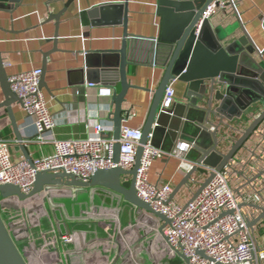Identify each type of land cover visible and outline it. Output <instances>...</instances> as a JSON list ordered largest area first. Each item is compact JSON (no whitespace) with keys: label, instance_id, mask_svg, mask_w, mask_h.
Instances as JSON below:
<instances>
[{"label":"crops","instance_id":"1","mask_svg":"<svg viewBox=\"0 0 264 264\" xmlns=\"http://www.w3.org/2000/svg\"><path fill=\"white\" fill-rule=\"evenodd\" d=\"M19 1V4L6 1L4 4L11 13H0V52L4 59V68L8 79L12 75L33 69L44 70L47 88H43L42 91L56 122L52 138L61 141L87 138L91 134L89 127L94 124L105 127L106 135L112 133L110 113L113 109V90L110 88L115 86L118 91L121 90L117 67L120 61L116 55L123 47L125 34V27L122 25L125 12L118 7L127 4L129 34L127 78L133 88L128 90L124 104V109L128 111L127 116H130L125 125L142 130L149 116L153 93L158 88L164 72L161 55L163 48L160 46L164 25L163 16L159 14L157 7L158 0ZM234 5L235 8L218 11L210 22L213 28L220 29L223 34L234 33L235 38L243 36L242 26H244L256 45L257 50L253 57L264 68V0H235ZM110 52L114 54L107 60L109 65V73L105 77L107 81L92 88L87 87L89 85L85 77L87 58L91 62L98 63L99 54H110ZM174 89L176 104L172 108L181 103L186 104L184 94L186 84L177 81ZM261 111V108L257 107L253 112L254 116ZM211 120L215 125L219 121L213 118ZM250 123L251 119H245L234 121L231 125L242 131ZM196 127L194 123L187 126L186 139L195 140L196 143L208 147L211 143L210 137L206 135L200 137L198 135L200 130ZM202 128L210 129L207 125ZM0 133L11 143L12 157L16 161L25 159L21 145L25 147L32 160L55 153L53 144L37 141L34 122L27 116L17 99L6 105L1 81ZM17 134L23 139L22 143L18 142ZM221 136L230 141L239 137L235 131L225 129H222ZM263 136L264 122L245 144L247 148L237 154L235 162L233 161L234 169L243 172V166L251 158L249 151L256 150L258 154L263 152ZM183 142L178 140L170 151L176 150ZM259 145L261 149H258ZM197 157L198 153L194 150L186 154L189 164L194 163ZM152 165L149 180L153 183H171L174 190L183 183L187 174L185 169H180V160L175 158L157 160ZM257 168L263 169L264 164L259 163ZM251 170L249 169L248 176L255 174V171L251 172ZM193 179L201 183L197 185L190 182L189 185L184 186L174 197L175 202L183 205L190 201L205 182L206 176L196 173ZM230 181L243 212L249 215L252 221L257 213L248 205L253 202L263 205V202L254 195L251 188L246 187L247 183L243 176L232 174ZM263 185L264 177L257 183L258 189ZM97 190L99 188L89 191L97 193ZM131 207L140 216H146L136 207ZM49 222L57 224V219L52 213ZM68 225L70 226L68 229L72 230L73 226L70 223ZM49 226L44 224L42 227L45 235L49 231ZM101 232L98 224L93 227L86 225V242H78L70 246L60 244L58 255L64 258L65 264H119L118 253L111 252L109 247L104 245L103 239L98 237L101 236ZM251 232L255 234L260 250L264 251V223L256 225ZM42 247L43 245L33 248L40 254ZM161 248L163 245L159 250ZM161 254L166 264L174 263L169 254Z\"/></svg>","mask_w":264,"mask_h":264},{"label":"water","instance_id":"2","mask_svg":"<svg viewBox=\"0 0 264 264\" xmlns=\"http://www.w3.org/2000/svg\"><path fill=\"white\" fill-rule=\"evenodd\" d=\"M10 1L19 4V0H0V13H11L4 3ZM213 0H158L159 14L163 16V32L160 39L162 50L163 78L154 91L152 105L149 111L146 124L143 127V137L138 147L135 167L125 171L121 167L110 170H98L90 179L89 183L77 182L72 175L67 173H40L36 176L33 190L24 194L21 189L14 185L0 186L2 198L16 197L20 201H26L39 195L46 194L50 190H87L99 188L114 194L128 205L136 207L139 212L153 213L149 204H146L137 197L135 178L139 169L144 146L153 134V144L163 151H170L177 141L187 138V126L194 123L199 129L201 136H209L211 143L208 147L196 143L194 151L198 153L195 163L203 165L194 167L183 179L173 192L172 198L183 189L184 186L193 182L196 173L206 176L199 191L192 197V201L201 194L214 177L213 172L231 167L235 162L237 154L246 149V143L258 131L259 126L264 122V68L261 67L253 57L256 45L251 40L244 26H242L241 38H235L234 33L225 32L213 28L210 20H202L205 11ZM125 14L122 25L125 27L123 47L117 52L119 58V78L121 90L115 86L113 93V109L110 120L112 121V133L104 134L105 139L114 140V162L120 160L121 148L118 141L121 138V128L128 117V111L124 109L126 95L130 88H133L127 78V37L128 34V8L127 4L119 6ZM57 19V17L55 18ZM201 25V27H200ZM200 27V28H199ZM113 52L101 53L97 56L98 63L86 60L85 77L88 84L99 85L107 81L105 78L109 71L108 58ZM177 80L186 84V104L161 110L164 91L171 81ZM0 81L6 100V105L15 99L22 105L21 100L11 91L8 75L4 68V59L0 52ZM47 88L45 73L42 70L41 89ZM110 91V90H109ZM257 107L261 113L254 116ZM127 116V117H126ZM219 120L215 125L211 119ZM251 119V123L245 130L233 128L234 121ZM207 125L213 128L210 132L204 127ZM199 126V127H198ZM222 129L233 130L239 137L228 141V138L221 136ZM19 143L23 139L16 135ZM262 136V135H261ZM264 137V136H263ZM264 139V138H263ZM168 144V145H166ZM228 144V145H227ZM25 159L32 163V159L25 147L20 146ZM261 145L258 149H261ZM224 150L226 152H224ZM251 158L243 166V172L234 169L246 180V187L251 188L254 195L259 197L263 205L253 202L248 207L257 214L253 220L248 221V227H254L264 223V185L258 189L257 183L264 177V168L258 169L259 163L264 164V149L261 154L257 151H249ZM256 166V167H255ZM249 169L255 174L248 176ZM125 178H130L126 181ZM242 207V206H241ZM165 224L169 223L167 217L156 214ZM204 256V252L200 253ZM0 264H28L18 248L14 235L10 232L0 212Z\"/></svg>","mask_w":264,"mask_h":264},{"label":"built area","instance_id":"3","mask_svg":"<svg viewBox=\"0 0 264 264\" xmlns=\"http://www.w3.org/2000/svg\"><path fill=\"white\" fill-rule=\"evenodd\" d=\"M234 4L235 0H213L202 20H210L220 10L235 8ZM41 78L42 70L33 69L12 75L8 81L11 91L21 100L25 113L34 122L37 141L50 142L55 153L32 160V163L26 159L16 161L12 157L11 143L0 133V186L14 185L24 194H29L40 173H67L77 182L89 183L98 170L121 167L130 171L135 167L143 130L125 125L130 116L121 128V138L118 141L121 152L117 164L113 160L115 141L103 137L106 128L101 124L89 127L91 134L85 139L61 141L52 138L56 122L41 89ZM176 82L177 80L171 81L166 87L161 110L170 109L176 104ZM93 86L95 84L87 85L90 88ZM207 130L214 131L213 128ZM180 141L184 142L176 150L163 151L153 144V134H150L143 147L141 166L135 178L137 197L153 210V213H142L157 222L155 231L163 241V248L159 252L169 254L173 264H264V251L260 250L255 234L248 227L249 215L243 212L237 193L231 185L230 177L235 174L234 163L218 172L207 169L209 173H214L212 182L196 200L190 202L191 199L183 205L171 199L174 192L171 183H153L149 180L152 164L165 158L180 160V169H185L187 173L194 167L204 168L195 162L189 164L186 158L188 151L195 150L196 141L186 138ZM125 180L130 181V178ZM193 182L197 185L201 183L194 179ZM35 199L36 197L20 201L16 197H0V212L2 214L7 206L13 209H22L23 206L29 208ZM156 214L167 217L169 223L165 224ZM49 229L57 238V252L60 244L70 246L77 243L75 232L68 229L66 222L57 221L55 225L50 223ZM202 252L204 256L200 255ZM65 263L64 258L58 255L56 264Z\"/></svg>","mask_w":264,"mask_h":264},{"label":"rangeland","instance_id":"4","mask_svg":"<svg viewBox=\"0 0 264 264\" xmlns=\"http://www.w3.org/2000/svg\"><path fill=\"white\" fill-rule=\"evenodd\" d=\"M89 190H50L37 196L29 208L23 206L22 209H13L7 206L2 210V217L28 264L57 262V238L49 233L51 213L58 222L64 221L68 227V223L73 226L71 231L75 232L77 243L86 242V225L93 227L98 224L102 230V237H98L103 239L104 245L111 252L118 253L119 264H166L165 258L159 252L163 241L156 234V221L140 216L132 205L122 200L119 204L115 201L114 194L99 189L93 199ZM83 199L90 206H93L92 201L99 206L87 209ZM81 210H84V214L80 213ZM44 224L49 226L46 235L42 231ZM41 245L42 251L38 254L33 247Z\"/></svg>","mask_w":264,"mask_h":264},{"label":"bare ground","instance_id":"5","mask_svg":"<svg viewBox=\"0 0 264 264\" xmlns=\"http://www.w3.org/2000/svg\"><path fill=\"white\" fill-rule=\"evenodd\" d=\"M86 192H87V191H86ZM97 193H98V192H97ZM91 195H93L92 198L94 199L95 196H96V192H92ZM113 196H114V198H115V201L119 202V204L122 203V201H121V199H120L119 197H116L115 195H113ZM83 202L86 203V204H84V207H86L87 209H90V207L93 208V206H95V205H96L97 207L99 206L98 203L96 204L94 201H92V202H93V206H92V205L90 206V203L87 202L85 199H83ZM87 204H88V206H86ZM80 213L84 214V210H81Z\"/></svg>","mask_w":264,"mask_h":264}]
</instances>
